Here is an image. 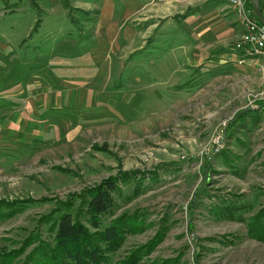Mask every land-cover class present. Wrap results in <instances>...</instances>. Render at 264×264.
Listing matches in <instances>:
<instances>
[{
  "label": "rangeland",
  "instance_id": "obj_1",
  "mask_svg": "<svg viewBox=\"0 0 264 264\" xmlns=\"http://www.w3.org/2000/svg\"><path fill=\"white\" fill-rule=\"evenodd\" d=\"M58 5L0 0V200L16 205L0 216V256L25 264L38 239L54 246L56 211L67 203L76 213L88 188L115 178L104 224L132 219L106 264H264L252 230L264 207V84L257 66L232 55L239 32L213 33L217 12L209 34L208 14L175 27L159 18L132 29L147 49L119 73L66 59L88 48L79 32L90 33L93 15ZM66 80L97 87L62 94L74 87ZM56 100L68 105L49 108Z\"/></svg>",
  "mask_w": 264,
  "mask_h": 264
},
{
  "label": "crops",
  "instance_id": "obj_2",
  "mask_svg": "<svg viewBox=\"0 0 264 264\" xmlns=\"http://www.w3.org/2000/svg\"><path fill=\"white\" fill-rule=\"evenodd\" d=\"M64 1V2H63ZM65 0H59V9H63L65 14H68L70 8L78 9L81 8L83 10L82 12L90 13L93 15L89 20H87L86 23L90 27V33L79 32V36L81 37V41L78 40H71L67 41L69 43H75L79 44L82 43L87 44V49L84 53H81V56H76V58H66L68 59H75V60H82V58H87V64L93 61L99 60V66L102 65V62H106L108 65L106 66V63L103 67V70H106L108 68L109 70L111 68H115L116 70L119 69V73H122V71L125 69V64L127 60L131 59L133 56L135 58L136 54L143 53L142 51H145L147 49V41L146 38L140 40L134 39V36H132V29L135 27L139 28H146V27H155L158 22H160L163 19H167V23H169V26L175 27V24L177 26L184 25L186 22H193V19L198 15L208 14L209 19H204L203 25L204 31L203 33L206 34L208 31H211L210 28H212V12H217L214 15L216 17L218 16L219 19L217 22H219L218 30L213 33H220L219 37L222 39L225 36V33L228 34L230 31V27L234 28L235 32L239 34H233V36L238 35L236 41L239 39L241 34L243 33V27L237 17L238 25L236 30V26H232L231 21H228V17L226 11L231 8L233 9L227 1H221V0H200L197 4L195 0H75L69 6L67 3L65 4ZM225 2V3H224ZM262 2L264 7V0H260ZM261 5V4H260ZM52 7V6H51ZM39 8L42 7L40 6ZM51 9H54L52 7ZM58 10V9H56ZM263 13H264V9ZM224 12V13H223ZM223 13V14H222ZM95 14V15H94ZM225 15L227 16L225 18ZM95 16V17H94ZM207 16V15H205ZM237 16V13H236ZM159 18L161 20L159 21ZM211 23V24H210ZM240 23V24H239ZM165 26V25H164ZM34 28V27H32ZM101 29L103 31L101 32ZM33 30V29H32ZM238 31V32H236ZM209 34V32H208ZM88 36L87 41L84 40L85 37ZM224 36V37H222ZM226 40V39H223ZM79 41V43H78ZM235 41V42H236ZM193 45V44H192ZM235 51V50H234ZM135 53L134 55H132ZM154 53V52H153ZM237 57V60L240 57V54L238 52H234ZM227 54V53H226ZM132 55V57H131ZM143 56V55H141ZM140 56V58H141ZM152 59H155L154 54L151 55ZM189 56V55H188ZM184 57L183 61H186L187 59L190 61L189 57ZM223 56V55H222ZM57 59V58H56ZM220 57H216V60H220ZM112 60V62H111ZM141 60V59H139ZM231 60V59H229ZM233 60V59H232ZM236 60V62H237ZM145 63V62H144ZM144 63H141L140 65H143ZM191 63H187L192 66ZM255 64L253 60L247 61L244 64ZM236 64V63H235ZM244 65L240 64L239 60L237 65ZM67 65L64 66L63 69H66ZM85 66V62H83V67ZM121 66V67H120ZM180 66V58L174 59L172 66L169 68L171 73H174L179 69ZM81 72H83L81 70ZM103 75H106L105 72H102ZM98 77V76H96ZM74 85L73 88H61L62 94L63 91H73L77 92L78 90L82 91L85 90L83 86L86 87V89L89 88V91H95L96 87L95 85L90 86L88 84H81V82L78 81H69L65 82V86L69 87L70 85ZM76 85H79L77 90H75ZM92 88V89H90ZM54 101V103L49 106V108H55L58 106L68 105L67 103L63 102H57ZM55 110V109H54Z\"/></svg>",
  "mask_w": 264,
  "mask_h": 264
},
{
  "label": "trees",
  "instance_id": "obj_3",
  "mask_svg": "<svg viewBox=\"0 0 264 264\" xmlns=\"http://www.w3.org/2000/svg\"><path fill=\"white\" fill-rule=\"evenodd\" d=\"M253 7V0H248ZM261 8L264 9L262 2ZM256 19L257 16L254 12ZM40 23L34 26L35 31ZM119 181L109 178L95 187L88 188L80 196L81 206L74 212L73 205L57 210L58 218L54 220L56 236L54 246L39 240L36 248L28 254L25 264H106L107 253L119 247L123 240L124 227L132 219L129 215L110 220L104 224L103 217L113 212L117 205L120 192ZM137 184V183H136ZM69 204V203H68ZM16 208L14 203L0 200V216H8ZM259 229H253L254 234L264 239V207L254 216V224ZM253 224V223H252ZM92 229L99 230L97 232ZM10 254L0 256V264L9 263Z\"/></svg>",
  "mask_w": 264,
  "mask_h": 264
},
{
  "label": "built area",
  "instance_id": "obj_4",
  "mask_svg": "<svg viewBox=\"0 0 264 264\" xmlns=\"http://www.w3.org/2000/svg\"><path fill=\"white\" fill-rule=\"evenodd\" d=\"M235 9L243 27V33L234 44L240 54L239 63L253 60L264 84V24L254 16V8L248 0H226Z\"/></svg>",
  "mask_w": 264,
  "mask_h": 264
},
{
  "label": "water",
  "instance_id": "obj_5",
  "mask_svg": "<svg viewBox=\"0 0 264 264\" xmlns=\"http://www.w3.org/2000/svg\"><path fill=\"white\" fill-rule=\"evenodd\" d=\"M252 4L257 18L264 24V13L260 5V0H253Z\"/></svg>",
  "mask_w": 264,
  "mask_h": 264
}]
</instances>
